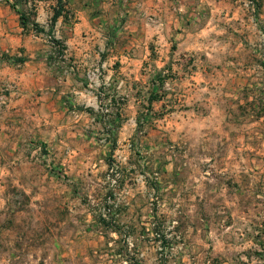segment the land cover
Here are the masks:
<instances>
[{
	"label": "rangeland",
	"instance_id": "obj_1",
	"mask_svg": "<svg viewBox=\"0 0 264 264\" xmlns=\"http://www.w3.org/2000/svg\"><path fill=\"white\" fill-rule=\"evenodd\" d=\"M62 3V15L52 24L57 0H0V27L9 29L13 15L20 24L17 12H24L29 24L23 32L50 66L65 76L77 64L65 51L68 30L62 23L75 22L77 8L90 3L97 7L99 1ZM260 5L254 0L252 13L244 0H225L219 5L223 12L211 15L217 39L214 62L206 69L210 77H205L203 93L193 105L185 102L174 85L178 74L170 64L155 72L151 95L156 96L154 100L165 98L168 106L163 105L155 116L161 122L150 124L154 116L143 111L138 137L120 147L112 141L116 151L105 159V173L115 162L123 172L124 186L132 189L134 182L135 193L122 195L120 200L127 205L136 200L139 218L132 225L123 221L119 210L126 204L102 217L107 190L96 196L93 225L102 243L87 262L79 259L75 264H223L225 259L246 264L239 257L246 258L247 240L261 237L264 229V23ZM98 12L95 9L92 16ZM233 15L236 18L231 19ZM31 22L43 26L38 25L41 31ZM3 31L0 41L5 38ZM19 50H5L0 44V71L2 61L21 60V53L15 54ZM235 72L242 75L234 76ZM11 86L2 84L0 95H6ZM183 109L195 113L190 112L188 118ZM172 110L177 114L167 116ZM202 114L211 118L205 121L199 118ZM8 117L7 111L0 110V264H42L38 224L28 228L20 217L17 222L9 218ZM104 132L107 141L111 135ZM38 146L43 153L40 143L33 149ZM22 193H15L19 204Z\"/></svg>",
	"mask_w": 264,
	"mask_h": 264
},
{
	"label": "crops",
	"instance_id": "obj_2",
	"mask_svg": "<svg viewBox=\"0 0 264 264\" xmlns=\"http://www.w3.org/2000/svg\"><path fill=\"white\" fill-rule=\"evenodd\" d=\"M98 1L97 7L90 3L77 8L75 22L62 23L68 30L65 51L77 64L65 76L35 50L16 16L9 29L0 27L5 37L1 47L20 48L15 54L22 57L2 61L0 71V87L14 83L0 95V110L9 113V218L17 222L20 217L28 228L38 224L42 264L87 262L101 245L92 206L106 191L105 159L116 151L111 142L118 145L138 137L143 111L154 116L150 124L158 123L155 116L163 105L167 109L166 100L148 96L155 72L168 64L177 71L174 85L185 102L193 105L199 99L217 42L210 17L223 12L219 5L225 0ZM259 1L264 23V0ZM95 9L100 12L92 16ZM189 57L191 62H186ZM190 110L181 112L189 118L195 113ZM175 114L177 110H172L167 116ZM199 118L206 121L211 115ZM104 131L111 135L107 141ZM35 143L44 148L39 157ZM131 186L133 195L137 189L134 182ZM19 191L21 204L15 196ZM135 202L119 210L129 225L139 218ZM246 244V258L239 260L264 264V229L261 237L252 236ZM223 262L232 264L228 259Z\"/></svg>",
	"mask_w": 264,
	"mask_h": 264
},
{
	"label": "built area",
	"instance_id": "obj_3",
	"mask_svg": "<svg viewBox=\"0 0 264 264\" xmlns=\"http://www.w3.org/2000/svg\"><path fill=\"white\" fill-rule=\"evenodd\" d=\"M244 3L249 7L250 11L254 13V0H244ZM155 51L157 50L155 49ZM0 57H2L1 52ZM73 67H71V69H73ZM163 74L168 75V71L163 72ZM34 151L36 152L38 157L42 155V147L38 146L34 149ZM47 168L53 169V167L49 163H47ZM104 183L106 185L107 192L103 200L104 206L102 208V217L106 218L111 214V211L119 207V205H127L126 200L121 201L120 199L122 195H124V197L129 195L131 193V189L127 188V186H124L123 172L115 162H112L108 166L104 177Z\"/></svg>",
	"mask_w": 264,
	"mask_h": 264
},
{
	"label": "trees",
	"instance_id": "obj_4",
	"mask_svg": "<svg viewBox=\"0 0 264 264\" xmlns=\"http://www.w3.org/2000/svg\"><path fill=\"white\" fill-rule=\"evenodd\" d=\"M12 9L17 12V10L14 6H12ZM62 9H63L62 0H57V9L55 10V12L53 14L52 21H51L52 24L55 23L57 18L62 15V12H63ZM17 13L19 14L21 26L23 27V29H26L28 24H29V19L26 17L24 12L18 11ZM31 25L34 27V29H37V31H41L40 29H38V24L36 22H31ZM162 82H163V80L160 77V84H162ZM154 99H157V98H156V96H152V95L148 98V100H154Z\"/></svg>",
	"mask_w": 264,
	"mask_h": 264
}]
</instances>
